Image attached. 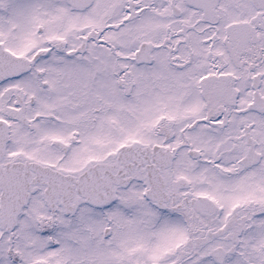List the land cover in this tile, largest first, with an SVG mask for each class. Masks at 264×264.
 Wrapping results in <instances>:
<instances>
[{
    "label": "snow or ice",
    "instance_id": "1",
    "mask_svg": "<svg viewBox=\"0 0 264 264\" xmlns=\"http://www.w3.org/2000/svg\"><path fill=\"white\" fill-rule=\"evenodd\" d=\"M0 264H264V0H0Z\"/></svg>",
    "mask_w": 264,
    "mask_h": 264
}]
</instances>
